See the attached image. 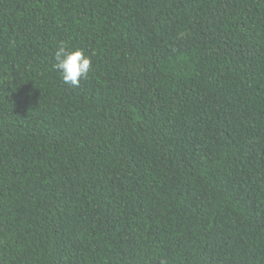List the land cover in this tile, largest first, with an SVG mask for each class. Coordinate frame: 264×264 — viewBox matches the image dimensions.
Here are the masks:
<instances>
[{
  "label": "trees",
  "instance_id": "1",
  "mask_svg": "<svg viewBox=\"0 0 264 264\" xmlns=\"http://www.w3.org/2000/svg\"><path fill=\"white\" fill-rule=\"evenodd\" d=\"M0 264H264V0H0Z\"/></svg>",
  "mask_w": 264,
  "mask_h": 264
},
{
  "label": "clouds",
  "instance_id": "2",
  "mask_svg": "<svg viewBox=\"0 0 264 264\" xmlns=\"http://www.w3.org/2000/svg\"><path fill=\"white\" fill-rule=\"evenodd\" d=\"M53 66L60 72L64 83L75 87L89 74L92 60L83 49L60 45L55 52Z\"/></svg>",
  "mask_w": 264,
  "mask_h": 264
}]
</instances>
